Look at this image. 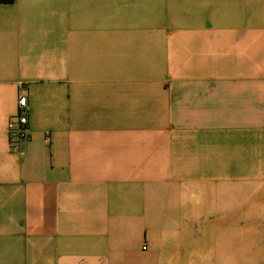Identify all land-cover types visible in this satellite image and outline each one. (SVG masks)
Instances as JSON below:
<instances>
[{
  "label": "crops",
  "instance_id": "0c3cea01",
  "mask_svg": "<svg viewBox=\"0 0 264 264\" xmlns=\"http://www.w3.org/2000/svg\"><path fill=\"white\" fill-rule=\"evenodd\" d=\"M0 264H264V0L0 5Z\"/></svg>",
  "mask_w": 264,
  "mask_h": 264
},
{
  "label": "built area",
  "instance_id": "2783aa9c",
  "mask_svg": "<svg viewBox=\"0 0 264 264\" xmlns=\"http://www.w3.org/2000/svg\"><path fill=\"white\" fill-rule=\"evenodd\" d=\"M7 132L10 151L22 155L21 143L31 138L27 122V98L23 95H19L17 99V111L8 121Z\"/></svg>",
  "mask_w": 264,
  "mask_h": 264
},
{
  "label": "trees",
  "instance_id": "16d2710c",
  "mask_svg": "<svg viewBox=\"0 0 264 264\" xmlns=\"http://www.w3.org/2000/svg\"><path fill=\"white\" fill-rule=\"evenodd\" d=\"M13 3V0H0V5L9 6Z\"/></svg>",
  "mask_w": 264,
  "mask_h": 264
}]
</instances>
